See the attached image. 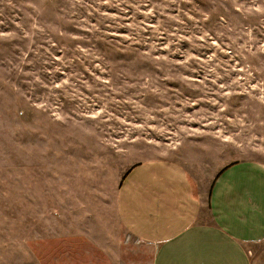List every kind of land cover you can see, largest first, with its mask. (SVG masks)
Masks as SVG:
<instances>
[{"label":"rangeland","instance_id":"rangeland-1","mask_svg":"<svg viewBox=\"0 0 264 264\" xmlns=\"http://www.w3.org/2000/svg\"><path fill=\"white\" fill-rule=\"evenodd\" d=\"M153 159L264 164V0H0V264H150L116 195Z\"/></svg>","mask_w":264,"mask_h":264},{"label":"crops","instance_id":"crops-1","mask_svg":"<svg viewBox=\"0 0 264 264\" xmlns=\"http://www.w3.org/2000/svg\"><path fill=\"white\" fill-rule=\"evenodd\" d=\"M117 215L153 248L150 264H264V164L226 166L206 194L183 166L153 159L131 167L116 195Z\"/></svg>","mask_w":264,"mask_h":264},{"label":"trees","instance_id":"trees-1","mask_svg":"<svg viewBox=\"0 0 264 264\" xmlns=\"http://www.w3.org/2000/svg\"><path fill=\"white\" fill-rule=\"evenodd\" d=\"M231 164H232V163H231ZM229 165H230V164H229ZM133 166H134V165H133ZM133 166H132V167H133ZM226 166H228V165H226ZM226 166H224V167L220 170V172H221ZM127 172H128V171H126V173H127ZM220 172H219V173H220ZM126 173H125V174H126ZM219 173H218V174H219ZM125 174H124V175H125ZM123 177H124V176H123Z\"/></svg>","mask_w":264,"mask_h":264}]
</instances>
